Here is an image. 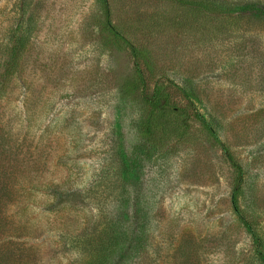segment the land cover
Returning a JSON list of instances; mask_svg holds the SVG:
<instances>
[{
	"label": "rangeland",
	"instance_id": "obj_1",
	"mask_svg": "<svg viewBox=\"0 0 264 264\" xmlns=\"http://www.w3.org/2000/svg\"><path fill=\"white\" fill-rule=\"evenodd\" d=\"M109 3L168 78L214 107L219 134L252 162L247 177L264 208V26L169 0ZM102 16L100 0H0V165L15 190L12 236L31 264H76V240L125 211L123 226L147 235L128 264H243L248 238L230 203L229 165L194 123L161 149L140 137L139 101L123 91L133 59L109 44ZM11 50L15 69L3 75ZM167 90L171 104L186 105L178 88Z\"/></svg>",
	"mask_w": 264,
	"mask_h": 264
},
{
	"label": "trees",
	"instance_id": "obj_2",
	"mask_svg": "<svg viewBox=\"0 0 264 264\" xmlns=\"http://www.w3.org/2000/svg\"><path fill=\"white\" fill-rule=\"evenodd\" d=\"M173 6L190 12L223 18L239 27L247 28L253 24L264 26V0H169ZM101 31L110 45L118 49L126 48L133 59V74L123 86L126 95L138 99L141 118L138 132L144 141H155L158 149L174 140H179L191 129L192 124L199 127L202 138L217 147L229 165L233 178L231 183L230 203L233 213L247 235L248 247L242 259L243 264H264V208L261 196L247 177V168L251 160L242 159L234 150L233 143L219 134V118L209 102H204L193 89L179 86L157 65L154 53L146 46H139L128 38L121 24L114 22L109 0H100ZM19 48H21L19 46ZM19 52L11 50L4 65L3 75H10L15 69V56ZM161 81V83H159ZM168 85L178 88L186 101L184 107L171 104ZM203 106V110L200 107ZM205 112V113H203ZM121 155V173L123 179L131 177L133 163L123 152ZM1 166V165H0ZM3 166V165H2ZM1 166V168H2ZM0 170V264H31L25 257L20 242L11 234L7 212L12 202L13 181ZM121 212L118 217L104 223L96 231L82 239H77L75 246L79 251L76 264H112L119 257L117 264H128L129 253L138 252L144 245L147 235L136 227L127 229L123 226ZM128 215V214H127ZM133 215V212H130Z\"/></svg>",
	"mask_w": 264,
	"mask_h": 264
}]
</instances>
